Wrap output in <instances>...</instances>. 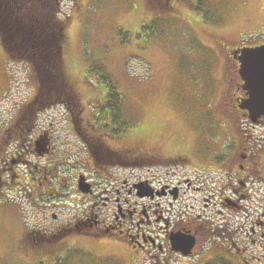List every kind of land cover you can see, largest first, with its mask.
Segmentation results:
<instances>
[{"label":"rangeland","instance_id":"374dc122","mask_svg":"<svg viewBox=\"0 0 264 264\" xmlns=\"http://www.w3.org/2000/svg\"><path fill=\"white\" fill-rule=\"evenodd\" d=\"M146 2H60L66 40L62 55L64 72L85 108L83 112H88L93 101L94 106H100L105 93L104 87L96 83L97 78L88 75L90 72L87 74L88 68H103L115 92L121 96L118 117L128 124L126 142L120 146L138 150L154 148L166 156L187 158L184 162L178 161L176 181L197 170L188 168V172V165L203 170L201 173L210 171L191 176L209 179L214 188L212 170L230 174L227 164H222L241 141L244 133L240 135V131L247 130L246 135H252L249 122L228 118L220 103L228 91V85L223 84L228 79V49L264 43V0H170L167 9L163 8V2L154 0L161 7L156 11H150ZM27 77L24 66L9 64L0 47V133L14 115L23 112L21 109L27 102L31 101L30 107L36 103L32 101L34 86ZM55 111L62 112L60 108L51 112ZM56 128L58 136H66L63 124ZM261 134L264 135V128ZM255 169L264 178V165ZM165 173V168L156 170V175L162 178ZM250 175L258 176L256 172ZM238 178L241 175L233 174L235 182L226 186L231 189L227 194L235 196L237 205V195L244 194ZM257 178L253 188L258 186L261 193L255 191L256 201L243 203L251 215L244 220L264 211V179ZM3 192L0 195V264L18 261L27 264L38 258L36 254L30 256L29 249L22 250L19 245L26 232L19 209L27 206L22 197L16 199L9 191ZM225 224L229 226L230 222L226 220ZM231 227L235 229V221ZM75 242L85 249L92 247L99 251L102 258H81L75 253L66 256L60 264L65 259V264H124L125 247H118L114 242L104 245L101 241L91 246L82 237ZM180 244L185 249L188 246V250L191 247L187 239ZM250 245L242 247L238 256L229 250L230 243L217 241L214 258L204 253L199 259L190 257L183 262L177 259V264H244V260L259 257L256 252L259 247H254L252 241Z\"/></svg>","mask_w":264,"mask_h":264},{"label":"flooded vegetation","instance_id":"af4514ba","mask_svg":"<svg viewBox=\"0 0 264 264\" xmlns=\"http://www.w3.org/2000/svg\"><path fill=\"white\" fill-rule=\"evenodd\" d=\"M145 1L150 11L161 9L154 0ZM168 1L159 0L164 9ZM255 46L237 45L227 51L228 79L223 84L228 91L222 107L236 121L250 122V113L244 108L248 95L238 72L240 53L235 57L231 53ZM30 102L6 125L1 136L8 153L0 152V195L7 190L16 199L22 197L27 206L19 209L26 224L19 245L28 248L30 256H38L27 264H60L75 253L102 258L99 251L75 242L81 237L91 246L103 241L125 247L124 264H176L183 257L174 251V235L192 241L189 258L199 259L204 253L216 256L213 240L229 221L218 219L237 205L227 207L231 202L207 194V183L197 176L176 181L178 161L187 158L166 156L154 148L120 146L128 134L127 123L117 112H83L79 104L71 103L61 113H35L34 99L31 107ZM62 124L65 137L56 134V126ZM250 126L252 135L240 131L241 141L222 164L241 178L253 172L259 175L255 168L264 165V115L256 117L259 132ZM162 168L166 169L163 178L156 175ZM147 187L154 190L149 197H140Z\"/></svg>","mask_w":264,"mask_h":264},{"label":"trees","instance_id":"16d2710c","mask_svg":"<svg viewBox=\"0 0 264 264\" xmlns=\"http://www.w3.org/2000/svg\"><path fill=\"white\" fill-rule=\"evenodd\" d=\"M60 1L0 0V47L9 64L24 66L34 86L35 113L80 102L63 67L66 40L64 21L59 18ZM87 74H93L96 83L105 89V100L98 106V112H117L121 96L115 92L105 70L90 67ZM78 107L81 111L82 107ZM4 145L0 136V151Z\"/></svg>","mask_w":264,"mask_h":264},{"label":"water","instance_id":"95a60500","mask_svg":"<svg viewBox=\"0 0 264 264\" xmlns=\"http://www.w3.org/2000/svg\"><path fill=\"white\" fill-rule=\"evenodd\" d=\"M239 73L244 81V89L250 99L245 108L251 113L264 110V46L243 49L239 59ZM147 194V193H145ZM178 245V238L175 239ZM180 250L179 246L176 247Z\"/></svg>","mask_w":264,"mask_h":264}]
</instances>
